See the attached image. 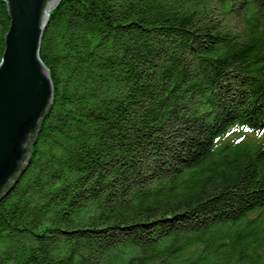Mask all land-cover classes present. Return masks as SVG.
I'll list each match as a JSON object with an SVG mask.
<instances>
[{"label":"trees","instance_id":"1","mask_svg":"<svg viewBox=\"0 0 264 264\" xmlns=\"http://www.w3.org/2000/svg\"><path fill=\"white\" fill-rule=\"evenodd\" d=\"M39 57L0 264H264V0H59Z\"/></svg>","mask_w":264,"mask_h":264},{"label":"water","instance_id":"2","mask_svg":"<svg viewBox=\"0 0 264 264\" xmlns=\"http://www.w3.org/2000/svg\"><path fill=\"white\" fill-rule=\"evenodd\" d=\"M10 23L0 63V198L28 161L32 139L53 99L39 44L59 0H5Z\"/></svg>","mask_w":264,"mask_h":264}]
</instances>
